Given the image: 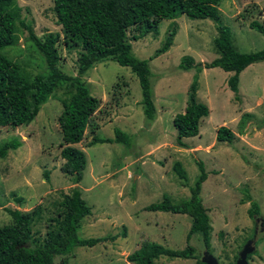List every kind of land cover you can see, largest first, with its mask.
<instances>
[{
	"label": "rangeland",
	"instance_id": "1",
	"mask_svg": "<svg viewBox=\"0 0 264 264\" xmlns=\"http://www.w3.org/2000/svg\"><path fill=\"white\" fill-rule=\"evenodd\" d=\"M14 3L18 7L16 38L1 49L2 54L30 80L35 74H46L42 55L18 25V20H24L32 24L38 39L48 34L55 37L56 66L74 75L82 51L80 39L56 25L52 0ZM217 9L237 51L254 52L264 47V35L249 27L251 21L264 27V0H221ZM172 25L176 28L172 44L164 53L150 58ZM126 33L132 54L148 59L154 118L143 115L139 85L128 67L104 60L87 69L81 79L97 99V107L81 140L72 145L82 150L86 159L76 183L59 170L64 160L59 156L62 144L57 116L61 100H67L74 90L68 83L59 85L48 96L28 124L0 126V142L16 137L21 143L0 158V226L11 224L6 208L30 211L38 207L41 216L32 223L31 231L33 240L41 242L48 230L45 218L54 216L62 194H70L76 187L90 208L79 222L78 237L119 234L121 230L125 235L92 247H74L64 264H132L126 256L148 243L183 249L190 217L143 208L161 201L162 194L172 202L186 200L198 175L196 161H201L207 175L199 197L211 230L208 248L199 234L190 236L188 242L195 254L199 260L212 257L217 264H233L249 241L253 248L247 253V264H264V60L249 64L239 73L238 98L234 99L226 83L230 72L202 66L218 56L212 42L216 30L210 19L180 15L159 21L155 34L132 40L137 30L130 27ZM185 55L191 56L193 63L184 70L178 63ZM195 64L201 67L196 98L206 104L208 114L200 119L197 135L184 138L185 145L179 146L172 118L186 105ZM219 126L233 133L230 142L215 139ZM115 127L129 137L128 145L90 144L94 136L112 137ZM174 162L180 163L184 178L173 171ZM16 198H20L19 203ZM251 202L257 204L258 212L249 217ZM59 260L56 257L55 263ZM194 261L160 255L153 264Z\"/></svg>",
	"mask_w": 264,
	"mask_h": 264
},
{
	"label": "trees",
	"instance_id": "2",
	"mask_svg": "<svg viewBox=\"0 0 264 264\" xmlns=\"http://www.w3.org/2000/svg\"><path fill=\"white\" fill-rule=\"evenodd\" d=\"M221 0H52V11L55 23L69 35L80 39L82 51L78 55L74 75H67L56 66L58 53L55 48V37L48 34L38 39L34 34L32 24L18 20V25L26 32L27 39L42 55L47 68L45 75L35 74L30 80L18 66L4 56L1 49L12 44L16 38L15 16L18 7L14 0H0V126L16 127L28 124L37 114L39 107L48 96L63 83L74 88L67 100H61V111L57 116V124L61 138L59 156L64 160L59 170L71 177L74 183L82 176L86 159L82 150L72 146L79 142L83 130L97 107V99L89 93L87 85L81 77L94 64L112 60L120 66H125L135 75L140 89L142 113L147 119L154 118L155 107L148 59H139L131 52V45L126 31L132 27L137 30L131 39L136 40L147 33H157L158 22L174 20L180 15L189 19H210L215 27L216 35L212 38L214 49L218 53L204 68L218 67L224 72H230L226 83L237 99L239 73L249 64L264 60V47L254 52L237 51L230 38V31L220 19L217 6ZM174 22V21H173ZM249 27L264 35V27L251 21ZM176 33L174 25L167 31L161 44L150 58L168 50ZM193 59L185 55L181 57L178 67L189 69ZM195 72L187 88V100L184 109L172 118L175 130V143L184 146L183 139L197 135L199 121L208 114L206 104L196 98L197 79L200 65H194ZM233 133L225 126L216 129L217 141L230 142ZM129 137L119 128H113L112 137H93L90 144L96 142H118L128 145ZM21 145L16 137L0 142V158L8 150H14ZM198 175L193 185L189 187V197L186 200L172 202L167 194H162L161 201L150 203L143 209L185 214L190 217V226L186 232V246L183 249H170L160 244H143L126 256L132 264H153L158 256L194 259V264H204L199 260L195 249L188 242L194 233L200 235L205 248L209 247L211 225L207 210L201 202L199 191L201 183L206 178L201 161H196ZM179 178L185 177L179 162L172 165ZM47 179L46 173H43ZM248 197V196H247ZM19 203L20 198H16ZM56 214L46 217L48 230L39 243L33 240L32 223L40 219V209L34 207L30 211L8 209L11 224L0 226V264H64V258L77 246L92 247L97 243L113 241L118 235L124 237V230L119 234L80 238L77 236L80 220L90 213V208L80 196V191L74 187L70 194H62L57 202ZM258 212L255 202H251L248 216ZM35 242V243H34ZM62 259V260H61Z\"/></svg>",
	"mask_w": 264,
	"mask_h": 264
},
{
	"label": "water",
	"instance_id": "3",
	"mask_svg": "<svg viewBox=\"0 0 264 264\" xmlns=\"http://www.w3.org/2000/svg\"><path fill=\"white\" fill-rule=\"evenodd\" d=\"M253 246L251 243L248 241L246 242L242 248L240 249L238 253L237 259L234 261L233 264H247L246 256L247 253L252 250ZM204 264H217L216 260L212 257H207L205 260H201Z\"/></svg>",
	"mask_w": 264,
	"mask_h": 264
}]
</instances>
